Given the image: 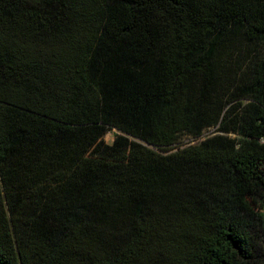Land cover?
Returning a JSON list of instances; mask_svg holds the SVG:
<instances>
[{
    "label": "trees",
    "instance_id": "obj_1",
    "mask_svg": "<svg viewBox=\"0 0 264 264\" xmlns=\"http://www.w3.org/2000/svg\"><path fill=\"white\" fill-rule=\"evenodd\" d=\"M262 139L264 0H0V264H264Z\"/></svg>",
    "mask_w": 264,
    "mask_h": 264
},
{
    "label": "rangeland",
    "instance_id": "obj_2",
    "mask_svg": "<svg viewBox=\"0 0 264 264\" xmlns=\"http://www.w3.org/2000/svg\"><path fill=\"white\" fill-rule=\"evenodd\" d=\"M113 133L114 132H108L104 135L103 140L105 143H110L113 139ZM207 134V133H205ZM188 137H183V141L186 143H196L197 141H190ZM253 209V222L252 227H254L258 231H262L261 233H264V207H252Z\"/></svg>",
    "mask_w": 264,
    "mask_h": 264
},
{
    "label": "built area",
    "instance_id": "obj_3",
    "mask_svg": "<svg viewBox=\"0 0 264 264\" xmlns=\"http://www.w3.org/2000/svg\"><path fill=\"white\" fill-rule=\"evenodd\" d=\"M262 142H264V139H262Z\"/></svg>",
    "mask_w": 264,
    "mask_h": 264
}]
</instances>
